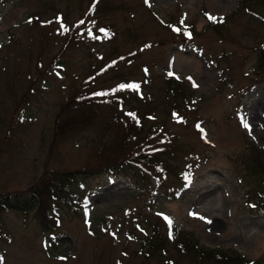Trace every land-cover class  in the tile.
I'll return each mask as SVG.
<instances>
[{"label": "rangeland", "instance_id": "1", "mask_svg": "<svg viewBox=\"0 0 264 264\" xmlns=\"http://www.w3.org/2000/svg\"><path fill=\"white\" fill-rule=\"evenodd\" d=\"M240 2L0 0V197L24 193L46 173L72 172L80 187L79 210L61 209L48 230L32 210L1 212L3 264H206L169 242L163 257L140 253L160 217L205 249L264 264V212L247 205L236 165L250 146L264 151V130L243 126L264 118V72L257 71L264 3L249 0L247 11ZM203 11L226 24L207 27ZM176 22L179 33L170 28ZM167 76L193 91L176 121ZM87 80L91 90L130 80L142 99L132 92L121 110L111 102L97 112L76 108ZM129 112L147 131L165 126L171 170H181L187 156L198 164L181 198L172 195L179 186L172 171L80 173L97 166L102 151L118 153L112 139ZM77 114L88 121L63 131Z\"/></svg>", "mask_w": 264, "mask_h": 264}, {"label": "trees", "instance_id": "2", "mask_svg": "<svg viewBox=\"0 0 264 264\" xmlns=\"http://www.w3.org/2000/svg\"><path fill=\"white\" fill-rule=\"evenodd\" d=\"M249 0H241L240 6L247 11H250L247 6ZM264 3V0H262ZM253 14V13H252ZM226 20L219 23L207 19V27L215 28L218 25H225ZM70 40L67 41V44ZM110 67V66H108ZM257 71L262 74L264 71V49L259 52V60L257 65ZM101 74L96 72V75ZM264 74V73H263ZM95 78V75H92ZM129 80L120 81L116 86L108 88H94L91 90L92 82L87 80L86 84L82 86V96L74 97L76 108L93 109L97 112V107L107 105L111 102L112 105L117 106L119 110L123 107L124 98L122 96L132 95L129 86ZM166 91L171 99L170 102L174 103L173 112L179 115V106L183 103L187 106L190 102L192 90L184 83L177 82L172 78L165 79ZM86 94L87 97H83ZM169 102V103H170ZM80 106V107H79ZM97 106V107H96ZM68 108V106H66ZM125 113L118 122V126L115 128L116 136L112 141H116L114 148H117V154L115 156L108 154L106 151H102L97 154L99 163L97 166H91L88 170H80L83 174H127L138 172H156L164 174L168 171H172L178 179H181L183 171L178 170L174 172L170 169L166 158L169 157L172 151L170 144L173 143L172 139L167 137L161 138V135L165 132V126L161 125L157 127V130L147 131L145 126L141 122V118L137 113ZM171 115V111H169ZM174 119H176V117ZM87 116L83 114H77L72 121L66 122L63 126V131L71 125H82L87 122ZM161 127V128H160ZM60 132V135L65 134ZM166 133V132H165ZM164 133V134H165ZM156 139L155 142L150 141ZM252 145V144H251ZM173 156V155H172ZM192 156V155H191ZM187 156L185 160V170L188 172L194 168L190 159ZM236 165L241 166L243 171L242 179L245 185V196L247 203H252L256 209H264V152L260 151L254 145L246 149V153L239 156L236 159ZM72 172H56L51 174H43L34 185H32L24 193H14L12 195H2L0 197V213L5 211H23L28 212L32 210L40 220V224L43 229L47 230L49 223L54 224L56 212L61 209H72L78 204V191L76 176ZM154 177H156L153 174ZM183 189H179L176 192L175 197H181ZM54 229V225L52 227ZM169 242L173 245L174 249L179 255L191 256L192 259L199 260L201 263L206 264H248L246 259L236 253H229L223 250H207L202 248L195 240L194 236L190 232L182 231L179 228L173 227L171 234L165 236L162 234L159 224H153L147 238L144 239L140 253L145 256L160 254L163 257L167 254V250L164 248L165 244ZM251 264H260V261H256Z\"/></svg>", "mask_w": 264, "mask_h": 264}, {"label": "snow or ice", "instance_id": "3", "mask_svg": "<svg viewBox=\"0 0 264 264\" xmlns=\"http://www.w3.org/2000/svg\"><path fill=\"white\" fill-rule=\"evenodd\" d=\"M208 18H209L210 20H216V18H215V17H212L211 15H209ZM221 19H222V18H221ZM29 22H31V21H29ZM81 23H83V21H81ZM62 27H63V25H62ZM64 30L67 31L66 28H65ZM176 31H179V29H176ZM189 79H191V78H189ZM194 86H195V85H194ZM128 87H138V86H137V85H129ZM242 122H243V118H242ZM243 126H244L245 128H249V125H248L246 122L243 123ZM197 127H199V125H198ZM202 219H203V218H202ZM169 224L171 225V221H170V220H169ZM0 264H3V258H0Z\"/></svg>", "mask_w": 264, "mask_h": 264}, {"label": "bare ground", "instance_id": "4", "mask_svg": "<svg viewBox=\"0 0 264 264\" xmlns=\"http://www.w3.org/2000/svg\"><path fill=\"white\" fill-rule=\"evenodd\" d=\"M252 121H257L258 124H261L264 130V120L261 119L260 117H258L257 115L255 117H252ZM257 125H252V127L250 128L251 131H254L255 129H257L256 127Z\"/></svg>", "mask_w": 264, "mask_h": 264}]
</instances>
